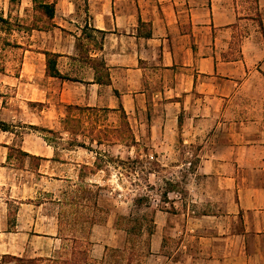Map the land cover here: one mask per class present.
Wrapping results in <instances>:
<instances>
[{
	"label": "crops",
	"instance_id": "obj_1",
	"mask_svg": "<svg viewBox=\"0 0 264 264\" xmlns=\"http://www.w3.org/2000/svg\"><path fill=\"white\" fill-rule=\"evenodd\" d=\"M83 2H43L53 16L35 0L0 7L6 189L18 170L101 185L97 151L18 132L59 130L71 112L96 109L123 112L156 156L188 148L194 178L153 210L147 233L120 227L115 211L89 222L76 210L63 225L51 201L1 195L0 264H264V97L251 82L264 77V0ZM13 150L39 164L15 165Z\"/></svg>",
	"mask_w": 264,
	"mask_h": 264
},
{
	"label": "rangeland",
	"instance_id": "obj_2",
	"mask_svg": "<svg viewBox=\"0 0 264 264\" xmlns=\"http://www.w3.org/2000/svg\"><path fill=\"white\" fill-rule=\"evenodd\" d=\"M51 0H36L37 4ZM83 5V0H77ZM14 3L17 0H13ZM4 0H0V7ZM255 84L256 98L264 97V77L258 73L252 76ZM246 92L239 93V100ZM250 93V92H249ZM261 105V104H260ZM259 115L264 114V106H256ZM59 130L36 127L18 129V132L33 130L46 136L57 147L83 145L97 151L96 165L105 168L97 178L101 185H89L87 182L61 185L50 184L38 175L23 171L14 172L10 179V191L6 189L7 181L0 175V196H17L35 198L36 201H51L59 210L61 224L74 221L77 210H85L88 221H103L108 213L118 214L117 223L133 234L141 229L149 230L153 210L165 208L169 197L183 196L189 190L196 164L195 156L186 154L188 148L179 145V152L170 159L156 156L148 150L147 142L137 139L129 120L123 112L103 110H80L71 112ZM264 127V122H263ZM65 133V135H61ZM64 136V139H59ZM63 138V137H62ZM101 154V155H100ZM11 162L22 167L30 163L32 167L39 164L38 159L25 158L23 153L11 151ZM28 162V163H27ZM192 162V163H190ZM178 167H175L174 165ZM54 173L55 170H50ZM3 187V188H2ZM9 192H8V191ZM8 192V193H7ZM138 197H148L142 204H136ZM65 216V218H64ZM17 264H51L21 260Z\"/></svg>",
	"mask_w": 264,
	"mask_h": 264
},
{
	"label": "trees",
	"instance_id": "obj_3",
	"mask_svg": "<svg viewBox=\"0 0 264 264\" xmlns=\"http://www.w3.org/2000/svg\"><path fill=\"white\" fill-rule=\"evenodd\" d=\"M41 6H43L46 9V13L49 16H53V13H54L53 5L43 4L42 3ZM32 127L34 128V126H32ZM0 128H3L4 130H7L8 127H7V124H4V123L0 122ZM23 155H25V154H23ZM145 200H148V197H138L137 199H135V203L136 204H142V202L145 201ZM153 214H152L151 219H150L149 231H152V228L154 226V215ZM18 261H21V260H18Z\"/></svg>",
	"mask_w": 264,
	"mask_h": 264
}]
</instances>
